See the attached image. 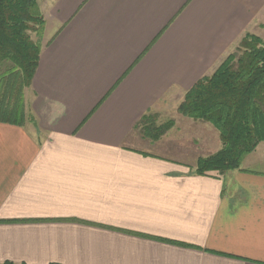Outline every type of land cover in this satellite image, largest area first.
<instances>
[{"label":"crops","instance_id":"1","mask_svg":"<svg viewBox=\"0 0 264 264\" xmlns=\"http://www.w3.org/2000/svg\"><path fill=\"white\" fill-rule=\"evenodd\" d=\"M38 7L29 120L0 123V264H264V142L239 170L195 175L219 134L176 112L245 34L264 37V0ZM168 111L172 144L146 150L136 124Z\"/></svg>","mask_w":264,"mask_h":264},{"label":"trees","instance_id":"2","mask_svg":"<svg viewBox=\"0 0 264 264\" xmlns=\"http://www.w3.org/2000/svg\"><path fill=\"white\" fill-rule=\"evenodd\" d=\"M43 28L38 0H0V123L21 126L29 120L22 91L31 87L40 58L41 45L32 33L39 38ZM177 112L210 124L219 134L221 148L199 158L193 174L239 170L243 159L264 142V40L244 35L210 75L185 93ZM173 125L156 126L155 118L146 114L135 130L144 126L143 137L155 141Z\"/></svg>","mask_w":264,"mask_h":264},{"label":"rangeland","instance_id":"3","mask_svg":"<svg viewBox=\"0 0 264 264\" xmlns=\"http://www.w3.org/2000/svg\"><path fill=\"white\" fill-rule=\"evenodd\" d=\"M248 35H251L250 33H247ZM246 35V34H245ZM244 37V36H243ZM32 38L35 40V38H36V35L34 34V33H32ZM259 39H261V40H264V37H258ZM242 39V38H241ZM240 39V40H241ZM239 43V42H238ZM238 43L228 52V53H230V52H233L234 51V49H235V47L238 45ZM227 53V54H228ZM2 69V68H1ZM0 72H2L1 70H0ZM22 93H23V104H24V108H25V114H26V116L28 117V115H29V110L27 109V106H28V104L26 105V103H28V93H29V90L28 89H23V91H22ZM184 98V97H183ZM181 103H178V106L180 105ZM178 106H177V108H178ZM177 108H176V112H177ZM175 112V111H174ZM163 114H165V115H163ZM177 114H178V112H177ZM149 115L150 116H153L154 118H155V125L156 126H160V125H163V124H165V123H167L168 121H172L173 122V124H174V120H173V116H171L172 115V111H168V112H165V113H160V114H158V113H154V112H150L149 113ZM178 115H180V114H178ZM181 116V115H180ZM183 117V116H182ZM152 118V117H151ZM187 119H189V118H187ZM191 120V119H190ZM201 123H203V122H201ZM144 126H140V127H138L137 128V130H136V132H137V134L139 135V137L142 139V140H144V148L146 147H148L146 150H149V151H155V152H157L158 150H160V152H162V150H163V148L162 149H160V148H157V147H153V146H151V145H153V143L155 144L156 142L158 143V141H161L160 143L161 144H164L165 145V147H166V149H168L169 148V145L170 144H172L171 142H169V140L168 139H170V138H166L167 140L165 141V140H163V142H162V139H164V135H166V133L169 131H167L166 133H164L162 136H160L157 140H155L156 142H154V141H152L150 138H145V137H143V128ZM184 128H185V130H186V127H185V125L183 124V123H180L179 124V126H178V133H180L181 131V133L180 134H178V136L175 138V136H172V140L171 141H176V142H179V143H181V145L182 146H180L181 147V150H180V152H181V154H183L184 156H186V157H189V156H192L194 153L191 151V150H189L188 148L189 147H191L192 145H193V143H192V140H190L191 138L189 137L188 138V136H189V134L187 133V132H185V130H184ZM188 129V128H187ZM189 130V129H188ZM188 130H186V131H188ZM170 143V144H169ZM195 147V146H194ZM197 147H199V145L197 146ZM157 150V151H156ZM189 151H191V152H189ZM208 156H210V155H208ZM201 157V156H200ZM205 157H207V156H205ZM205 157H201V158H205ZM199 159V158H198ZM197 159V160H198ZM197 160H196V162H197ZM196 162H195V164H193L192 165V171L194 170V168H195V166H196ZM192 164V163H191Z\"/></svg>","mask_w":264,"mask_h":264}]
</instances>
